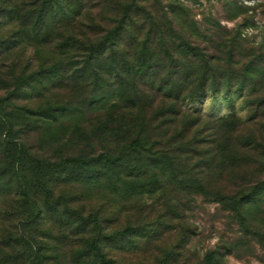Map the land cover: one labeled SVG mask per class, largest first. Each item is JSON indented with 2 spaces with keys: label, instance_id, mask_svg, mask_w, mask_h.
<instances>
[{
  "label": "rangeland",
  "instance_id": "374dc122",
  "mask_svg": "<svg viewBox=\"0 0 264 264\" xmlns=\"http://www.w3.org/2000/svg\"><path fill=\"white\" fill-rule=\"evenodd\" d=\"M168 2L186 6L190 14L185 21H193L202 29L205 21L217 20L227 34L239 35L248 53L259 58L257 78L246 80L245 87L233 82L218 92L207 89L179 102L183 111L201 116L198 131L191 133V138H198V152L188 162L196 167L191 169V176L203 178L205 189L191 191L183 186L181 174L151 176L148 172L143 175L147 185L142 192H128L123 187L116 192L105 185H90L83 173L69 166L51 180L54 208L43 205L44 196L39 192L31 193L30 199L41 207V214L39 222H25L22 172L9 168L7 153L12 144L24 148L32 157L52 162L79 154L97 155L104 150L116 152L137 133L138 126H128L132 122L129 116L137 111V106V112L145 115L161 102L157 98L150 108L148 99L139 92L151 91L150 86L137 84V89L130 88L111 75L113 83L104 88L113 92L107 93L96 87L95 78L89 74L87 78L80 76L78 83L67 75L55 76L49 70L56 63L68 68L73 61L69 58L72 50L60 54L61 41L75 35L88 43L89 37L85 40L83 35L86 32L95 42L130 4L137 24L147 25V13L158 10L159 21L170 20L169 24L178 28ZM232 6L237 10L230 9ZM237 11L241 13L230 18V13ZM0 21L1 42L14 35L16 25L5 24L4 18ZM96 23L99 29L92 33L80 26ZM60 35L41 45L40 53L34 50L37 45L29 44L23 51L17 47L0 57V98L5 99V125L0 127V264H96L83 254L88 236L72 229V210L83 216L94 213L101 219L107 230L102 240L104 251L116 264H264V108L258 109L254 103L264 93V89H259L264 85V0H83L79 27L63 30ZM79 51L81 55L74 58V63L81 66L84 49ZM15 54L19 55L20 65L12 69ZM112 57L116 59H109L107 54L100 60L107 67L109 60L120 67L118 55ZM40 70H48L42 79L37 74ZM19 75L36 79L28 78L19 90ZM102 80L100 77L99 85ZM118 81L124 83V94H119ZM127 98L136 101V106H130L132 101ZM51 107L53 116L40 114ZM119 116L124 119L120 121ZM216 121L218 137L212 143L211 127ZM172 132L158 140L149 138L157 147L172 148L175 144L167 142ZM214 147L223 156L213 163L220 168L214 166L209 172L202 165L203 156ZM226 153L228 157H224ZM177 169L176 173L181 167ZM216 193L222 198H215ZM228 202L231 206H227ZM125 227L135 232L115 241L110 237ZM22 237L33 252L40 254L30 256L28 251L22 257Z\"/></svg>",
  "mask_w": 264,
  "mask_h": 264
},
{
  "label": "trees",
  "instance_id": "16d2710c",
  "mask_svg": "<svg viewBox=\"0 0 264 264\" xmlns=\"http://www.w3.org/2000/svg\"><path fill=\"white\" fill-rule=\"evenodd\" d=\"M131 5L124 6L115 24L107 29L103 36L96 38L95 42L91 41L86 32H83V35L85 40L89 37L88 43L75 35L62 40L58 46L62 47L60 54H69L68 51L72 50L74 53L69 58L73 61L68 68L62 67L61 63H56L55 68L49 71L55 76L67 75L75 83L80 82V76L86 77L89 74L95 78L93 82L96 87L106 93L113 92V89L110 91L111 89L104 87L111 86L115 79L124 81L125 85H130V88L137 89V84L148 85L151 91L144 89V92H139L148 99L147 104L150 108L151 105H155L157 98L161 102L145 115L137 112L140 110L137 106V111L129 116L134 124L132 122L129 125L126 124L131 127L138 126L137 133L126 140L116 152L104 150L97 155L79 154L52 162L32 157L24 148H18L17 144H12L7 153L10 159L9 168L22 172L23 182L20 183V190L22 207L27 213V218L24 220L27 223L39 222L37 219L41 214V207L36 201L30 199L31 193L39 192L44 196L43 205L54 208L56 201L52 200L51 180L69 166H74L83 173L90 185L97 188L105 185L116 192L122 190V187L128 192L133 190L142 192L147 185L143 175L148 172L151 176L166 172L172 177L181 174L183 186L190 188L191 191L198 190L196 188L205 189L203 178L191 176V169L196 167L188 162L198 152L196 148L198 138H191V133L202 121L201 116L183 111L179 102L186 98H193L207 89L218 92L228 88L233 82H236L237 86L245 87L246 80L257 78L256 74L260 70L259 58L251 52L248 53L249 49L244 44V40L238 39L239 35L227 34V29L221 28L217 20L205 21L207 23L203 29L193 21H185L190 12L182 3L168 2L169 12L173 14L171 17L179 26L178 28L172 27L169 24L170 20L166 23L159 21L158 10L156 13L152 10L147 13V25L137 24L130 12ZM82 7L83 0H0V18L5 19V24L16 25L14 35L0 42V57L3 53L6 54L17 47H22L20 49L23 51L29 44L37 45L38 49L34 50L40 53L41 45L46 41L56 39L63 30H74L79 27ZM231 8L237 10L235 6ZM239 13L241 11L230 13V18L236 17ZM80 26L91 33L99 29L97 23L80 24ZM191 37L199 40H191ZM59 38H64L63 33ZM81 49H84L82 53L84 62L79 66L76 62L74 63V58L81 55L79 51ZM107 54L109 59H116L112 55L117 54L121 66L118 67L113 60H109L107 67V63L100 60L107 57ZM18 56L15 54L17 59L12 63V69L20 65ZM249 57L250 59L244 62ZM47 71L40 70L37 74L42 79ZM22 75H19L16 81V87L19 90L25 87L28 78H31V81L36 79V76L24 78ZM110 75L114 80L109 79ZM100 77L103 79L102 85H99ZM41 79L37 82H41ZM124 83L118 81L119 94H124ZM259 87L264 89V85ZM4 100L0 98L2 112L0 127L5 125ZM127 100L132 101L130 106H136V101L131 98ZM254 103L258 109L264 108V93L259 95ZM48 110L51 112L48 113ZM52 111L53 107L40 114L45 117L53 116ZM117 118L120 121L124 119L121 116ZM211 128L214 129L211 141L214 143L217 141L216 134L219 130L217 121ZM172 130L173 132L167 138V142L175 144L172 148L157 147L151 143L149 137L158 140L157 138L163 137ZM5 136H8V133ZM215 149V147L214 150L210 149L203 156L205 159L202 165L208 171L214 166L220 168L213 163L219 156H223V153ZM228 156L227 153L224 155V157ZM177 166L181 167V173L179 171L176 173ZM125 191L124 194L128 195ZM214 197L222 198L219 193H216ZM228 199L234 200L232 197ZM237 204H241V201L239 200ZM227 206H231V202H228ZM70 213L75 217V219L71 218L70 222L74 232L88 236L84 242L86 251L83 254L96 264H116V260L104 251L106 247L102 240L107 230L103 227L101 219L94 213L87 216L77 213L76 210ZM134 232L135 230L131 227H125L111 233L110 237L115 241L118 237L125 238ZM21 241L19 244L23 247L20 252L22 257L26 256L28 251L30 256L40 254L33 252V247L23 237ZM4 263L1 262V264Z\"/></svg>",
  "mask_w": 264,
  "mask_h": 264
}]
</instances>
